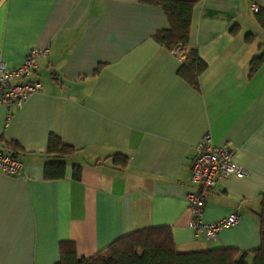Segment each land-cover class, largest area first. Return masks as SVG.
Returning <instances> with one entry per match:
<instances>
[{
	"label": "crops",
	"instance_id": "obj_1",
	"mask_svg": "<svg viewBox=\"0 0 264 264\" xmlns=\"http://www.w3.org/2000/svg\"><path fill=\"white\" fill-rule=\"evenodd\" d=\"M255 2L264 13V0ZM168 29L160 6L137 0H0L6 65H19L31 47L49 49L28 76L41 89L10 115L0 104V150L16 143L23 164L17 175L0 172V264H55L61 241L87 258L158 226L170 228L181 252L259 246L264 64L252 74L249 64L264 51V26L248 0H200L189 29L206 64L198 74L178 47L153 38ZM207 132L249 171L202 191L203 221L241 212L213 240L188 227L185 200L190 160ZM50 133L77 150L55 180L43 176ZM118 153L127 156L123 167L114 164Z\"/></svg>",
	"mask_w": 264,
	"mask_h": 264
},
{
	"label": "trees",
	"instance_id": "obj_2",
	"mask_svg": "<svg viewBox=\"0 0 264 264\" xmlns=\"http://www.w3.org/2000/svg\"><path fill=\"white\" fill-rule=\"evenodd\" d=\"M139 3L158 5L162 8L169 23L166 32H156L153 38L167 50L178 47V54L184 58L188 67L195 66L196 73L203 71L206 64L199 58L198 51L189 44V29L193 7L200 0H137ZM258 21L264 26V13L256 12ZM252 34H246L245 42H251ZM264 64V51L250 60L252 74ZM8 153L16 157L19 147L16 143L7 144ZM72 146L63 143L55 134L50 133L46 144L47 160L44 164V179L63 178L65 158L75 154ZM115 165L123 167L127 156L114 154ZM81 166H72V179L79 181ZM261 210L257 214L259 223V246L251 251L235 248H214L200 251H177L168 226L150 227L133 231L112 241L101 251L90 257H79L73 242L59 243V259L55 264H264V193L260 195ZM251 260L247 261V256Z\"/></svg>",
	"mask_w": 264,
	"mask_h": 264
},
{
	"label": "built area",
	"instance_id": "obj_3",
	"mask_svg": "<svg viewBox=\"0 0 264 264\" xmlns=\"http://www.w3.org/2000/svg\"><path fill=\"white\" fill-rule=\"evenodd\" d=\"M248 3L253 13L259 11L255 0H248ZM48 52L47 47H31L22 62L14 67H8L0 54V104L5 106L8 115L12 113V108L22 106L31 94L41 89L40 81L29 79L28 76L35 71L38 60L45 58ZM22 165L17 156L0 150V172L14 176L20 172ZM248 175L249 171L236 162L235 151L228 145L215 144L208 132L199 139L190 160L189 179L193 190L185 198L191 213L188 227L195 235L202 234L213 240L221 229L235 225L241 217V212L235 209L216 221H203L202 191L230 177Z\"/></svg>",
	"mask_w": 264,
	"mask_h": 264
}]
</instances>
